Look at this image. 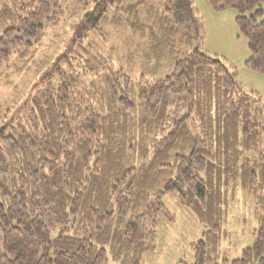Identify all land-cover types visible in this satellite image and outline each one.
Returning <instances> with one entry per match:
<instances>
[{
    "label": "trees",
    "instance_id": "1",
    "mask_svg": "<svg viewBox=\"0 0 264 264\" xmlns=\"http://www.w3.org/2000/svg\"><path fill=\"white\" fill-rule=\"evenodd\" d=\"M3 1L0 84H11L61 25L65 0ZM89 1L93 9L27 99L0 110V264H108V253L141 264L155 249L160 217L174 222L168 193L205 228L192 264H264V98L243 89L235 66L204 51L195 0L152 5L143 20L148 0ZM206 1L237 10L245 65L264 74V0ZM111 7L150 33V53L157 43L173 47L177 28L191 52L165 78L132 79L87 43L90 33L106 38ZM160 53L147 73L159 72ZM239 191L259 226L253 245L230 259L222 229Z\"/></svg>",
    "mask_w": 264,
    "mask_h": 264
},
{
    "label": "rangeland",
    "instance_id": "2",
    "mask_svg": "<svg viewBox=\"0 0 264 264\" xmlns=\"http://www.w3.org/2000/svg\"><path fill=\"white\" fill-rule=\"evenodd\" d=\"M149 3L139 12L140 19L150 18L152 5L164 9L167 0H148ZM0 0V9L3 4ZM65 17L60 26L50 28L43 43L36 49L34 60L28 64L29 69L22 73L10 76L11 84H0V110L8 105L24 102L34 83H36L62 54L73 38L76 25L85 14L93 9L89 0H65L63 2ZM195 6L203 20L205 42L204 51L211 55L225 59L236 67L238 81L247 92H255L264 98V74L256 72L245 63L250 57L248 40L237 24L238 12L234 8L216 11L206 0H195ZM118 9V7H117ZM264 11V2L262 3ZM114 8L103 20L101 28L106 38H99L96 33L88 34L87 43L99 48V52L116 69L124 70L132 79L165 78L173 70L176 58H182L191 52L189 46L183 42L182 28H177L170 36L174 46L157 43L154 53H150L149 46L145 44L144 33L136 29L134 16L121 13L118 15ZM166 34L159 39L164 40ZM172 43V42H171ZM173 45V44H172ZM163 65L156 75L147 73L148 68L156 64V55L159 51ZM153 58V59H152ZM95 80V78H92ZM90 81V80H89ZM163 203L173 215L174 222L170 223L160 217L158 237L155 249L144 254L141 264H178L181 261L192 264L194 251L192 245L203 239L205 231L197 216L191 209L184 207L174 193L163 197ZM227 222L222 229L221 253L230 259L239 258L244 248L252 246L259 226L255 215L253 201L243 192H238L230 202ZM108 264H119L108 253Z\"/></svg>",
    "mask_w": 264,
    "mask_h": 264
}]
</instances>
